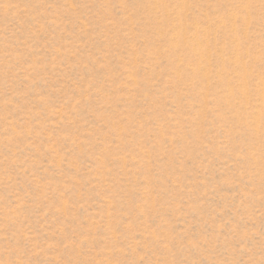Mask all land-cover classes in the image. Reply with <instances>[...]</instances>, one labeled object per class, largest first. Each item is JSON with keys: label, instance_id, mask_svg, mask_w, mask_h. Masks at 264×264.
Listing matches in <instances>:
<instances>
[{"label": "rangeland", "instance_id": "1", "mask_svg": "<svg viewBox=\"0 0 264 264\" xmlns=\"http://www.w3.org/2000/svg\"><path fill=\"white\" fill-rule=\"evenodd\" d=\"M0 264H264V0H0Z\"/></svg>", "mask_w": 264, "mask_h": 264}]
</instances>
